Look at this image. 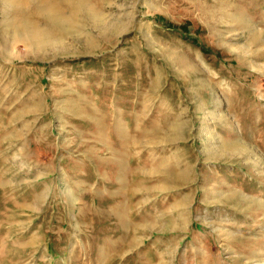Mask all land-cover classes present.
<instances>
[{
  "label": "rangeland",
  "instance_id": "1",
  "mask_svg": "<svg viewBox=\"0 0 264 264\" xmlns=\"http://www.w3.org/2000/svg\"><path fill=\"white\" fill-rule=\"evenodd\" d=\"M0 264H264V0H0Z\"/></svg>",
  "mask_w": 264,
  "mask_h": 264
},
{
  "label": "bare ground",
  "instance_id": "2",
  "mask_svg": "<svg viewBox=\"0 0 264 264\" xmlns=\"http://www.w3.org/2000/svg\"><path fill=\"white\" fill-rule=\"evenodd\" d=\"M39 4H40V3H39ZM37 5H38V4H37ZM48 5H49V4H48ZM48 5H47V8L50 9V8H49L50 5H49V6H48ZM38 6H39V5H38ZM50 7H51V9H50L49 11H50V12H54L55 9H52V6H50ZM53 7H54V6H53ZM54 8H55V7H54ZM46 11H47V10H45V12H46ZM50 12H49V13H50ZM52 17H53V16H52ZM26 20H27V19H26ZM28 23H29V22H28Z\"/></svg>",
  "mask_w": 264,
  "mask_h": 264
}]
</instances>
